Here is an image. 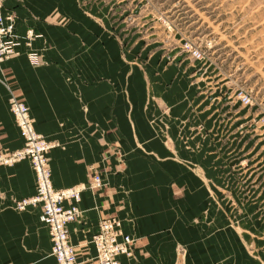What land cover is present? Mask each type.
I'll return each instance as SVG.
<instances>
[{"label":"crops","instance_id":"crops-1","mask_svg":"<svg viewBox=\"0 0 264 264\" xmlns=\"http://www.w3.org/2000/svg\"><path fill=\"white\" fill-rule=\"evenodd\" d=\"M4 5L5 10L16 11L19 33L33 27L43 35L0 62V149L24 143L9 107L14 93L30 105L37 130L52 143L55 186L89 183L96 167L105 168L101 172L107 185L84 189L82 215L69 223L80 263L90 264L86 256L97 253L91 239L102 218L108 213L126 218L123 187L131 189L138 222H168L175 209L180 213L185 209L181 220L193 211L199 213L208 194L202 176L207 160L202 149L193 152L190 147L193 141L207 140L192 132L202 115L188 119L193 105L204 109L203 101L192 103L189 89L181 86L187 81L183 74L190 71L170 78L169 69L154 70L150 81L138 70L129 85L120 43L75 0H4ZM29 49L41 53L39 64L31 62ZM156 117L169 123L168 132ZM115 139H120L127 154L125 173L114 172L118 161L111 142ZM191 161L198 163L196 170ZM176 189L183 191L181 197ZM35 190V171L28 160L0 166V264H57L49 229L40 220L41 207H11ZM149 226L153 228V223ZM149 226L134 229L124 222V232L141 238L135 245L136 258L122 255V264H183L175 261L171 238L176 233ZM207 258L204 249H197L184 264H208Z\"/></svg>","mask_w":264,"mask_h":264},{"label":"rangeland","instance_id":"rangeland-1","mask_svg":"<svg viewBox=\"0 0 264 264\" xmlns=\"http://www.w3.org/2000/svg\"><path fill=\"white\" fill-rule=\"evenodd\" d=\"M75 4L120 43L129 85L138 70L150 81L154 70L169 69L170 78L189 70L181 86L189 89L192 103H204L203 110L193 105L188 117L202 115L192 132L207 140L193 141L190 147L193 152L202 149L207 160L202 176L208 194L202 210L181 220L185 209L181 213L175 209L168 222L154 221L150 228L146 220L137 221L131 189L123 187L126 218L117 213L106 217L116 216L123 231L128 222L134 229L144 225L176 233L171 240L179 263L204 249L208 264H264V0H75ZM242 93L250 96L248 103ZM156 119L168 132L169 123ZM111 145L118 161L114 172L125 173L122 142L115 139ZM191 165L193 170L199 166L192 161ZM175 194L181 197L183 191L176 189ZM132 235L136 245L141 237ZM96 256H86L85 261L99 264ZM128 257L136 258L135 246Z\"/></svg>","mask_w":264,"mask_h":264},{"label":"built area","instance_id":"built-area-1","mask_svg":"<svg viewBox=\"0 0 264 264\" xmlns=\"http://www.w3.org/2000/svg\"><path fill=\"white\" fill-rule=\"evenodd\" d=\"M17 13L15 10H5L4 0H0V62L20 52L23 45L32 46L33 40L42 36L33 27L24 34L16 29ZM41 34V35H40ZM200 55L198 49L194 50ZM33 64L41 62V53L37 49L27 51ZM241 99L248 103L250 96L241 94ZM9 107L24 139L21 147L0 150V166L15 164L21 159H29L35 171V193L19 199L16 206L26 208L29 205L40 206V220L49 229L52 240V253L57 264H78L76 244L70 236L69 223L79 218L82 213L80 201L86 188H103L105 179L100 169H95L89 183H78L65 187L55 186L52 178L50 151L51 141L35 126L30 105L12 93ZM97 249L99 264H122V255H130L135 246L132 234L122 229L121 222L116 216L104 217L100 220L99 230L93 235Z\"/></svg>","mask_w":264,"mask_h":264}]
</instances>
